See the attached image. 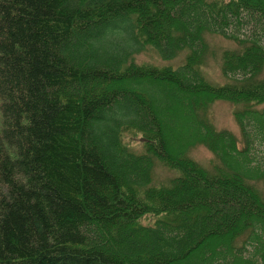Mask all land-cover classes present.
Segmentation results:
<instances>
[{
	"label": "trees",
	"instance_id": "16d2710c",
	"mask_svg": "<svg viewBox=\"0 0 264 264\" xmlns=\"http://www.w3.org/2000/svg\"><path fill=\"white\" fill-rule=\"evenodd\" d=\"M248 16L264 23V0H0V264H264V37L242 36ZM206 33L239 44L226 83L203 72ZM148 45L185 60L138 62ZM218 99L241 104L240 137L211 120ZM157 161L177 173L156 182Z\"/></svg>",
	"mask_w": 264,
	"mask_h": 264
},
{
	"label": "rangeland",
	"instance_id": "374dc122",
	"mask_svg": "<svg viewBox=\"0 0 264 264\" xmlns=\"http://www.w3.org/2000/svg\"><path fill=\"white\" fill-rule=\"evenodd\" d=\"M251 20L248 21L243 29L241 30L242 36H248L253 33V31H258L264 37V23L260 24L248 16ZM260 21V20H259ZM262 22V20H261ZM206 40L209 42L211 49L206 57V62L203 64L204 74L206 77L214 82L223 84L231 80L223 70V58L222 54L226 48H235L239 44L236 40L225 37L220 33H206ZM187 49L182 50L174 58H163L158 51L148 45L144 50L136 54V60L138 62L153 63L158 66H173L178 67L185 60ZM241 104H235L232 101L218 99L211 105L210 116L211 120L215 126L219 129L228 128L233 130L239 137L241 136L239 124L233 114L235 107H239ZM173 129L169 130L170 136H173ZM172 143H175L177 138H172ZM132 141L138 149H141V141L138 140L139 136L137 135L131 137ZM191 156L195 157L198 161L206 166H211L212 163L216 160L214 152L209 149L206 145L199 144L194 146L190 150ZM254 158L264 159V142L261 145H258L256 151H254ZM177 171L173 168H170L160 161H157L155 165L154 176L156 182L167 181L171 176L175 175ZM256 184L259 185L262 193L264 194V179L256 181ZM223 246L220 245V248Z\"/></svg>",
	"mask_w": 264,
	"mask_h": 264
}]
</instances>
